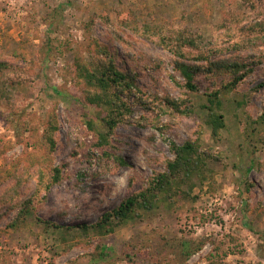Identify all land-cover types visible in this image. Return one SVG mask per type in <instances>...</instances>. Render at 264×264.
Returning <instances> with one entry per match:
<instances>
[{
    "label": "rangeland",
    "instance_id": "374dc122",
    "mask_svg": "<svg viewBox=\"0 0 264 264\" xmlns=\"http://www.w3.org/2000/svg\"><path fill=\"white\" fill-rule=\"evenodd\" d=\"M123 9L150 11L157 20L183 17L207 33L230 14L241 25L264 20V0H0V57L24 67H16L24 79L13 84L8 101L0 105V264H264V122L255 121L264 112V46L258 49L256 70L236 90L221 94L226 126L215 143L200 107L206 83L196 77L198 90L189 91L173 68L171 52L118 26ZM91 38L129 53L135 67L148 68L139 76L146 94L125 98L132 112L115 131V154L126 164L112 163L94 176L78 175L88 166L84 156L93 139L86 118L94 117L99 129L102 125L94 107L81 102L72 66L75 56L87 57ZM222 47L211 58L256 51ZM167 91L192 102L193 113L167 111ZM51 118L58 122L52 151L44 140ZM196 138L219 159L209 161L208 178L189 197L141 210L104 237L61 240L60 229L51 223L95 221L164 168L174 157L170 142ZM45 161L65 164L64 179L38 197L32 216L11 226L17 208H4L14 182L6 175L22 174V189L31 194L36 170ZM99 243L110 253L96 262L91 254ZM128 250L133 261L126 258ZM185 251L194 253L187 257Z\"/></svg>",
    "mask_w": 264,
    "mask_h": 264
},
{
    "label": "trees",
    "instance_id": "16d2710c",
    "mask_svg": "<svg viewBox=\"0 0 264 264\" xmlns=\"http://www.w3.org/2000/svg\"><path fill=\"white\" fill-rule=\"evenodd\" d=\"M117 19L118 26L122 29L146 39H154L171 52L173 68L183 76V85L189 91L198 90L196 77L206 83L200 104L203 121L210 129L212 140L219 143L222 130L226 126L224 114L221 112L223 105L221 94L236 90L238 85L256 70L257 64L260 63L258 51L261 45L264 46V20L249 21L241 25L235 20L234 15L230 14L224 22L212 25L210 32L207 33L203 28L192 27L183 17L157 20L152 12L145 10L123 9L118 11ZM226 43L233 48L246 46L250 51H256L253 54L250 52L247 56L211 58L222 51L224 49L222 46ZM87 53V57L77 55L74 58L73 82L80 92L81 102L94 107L95 117L101 123L102 129L97 127L94 117L86 118V131L92 133L93 139L89 152L84 156L88 166L84 171H79L78 175L94 176L102 170L110 169L112 163L117 166L126 164L122 157L115 154L118 148L115 144V131L121 123L128 120L132 112L130 102L125 98L132 96L141 99L140 97L146 94L143 90L146 86L140 84L139 76L143 69L148 68L146 64L143 68L135 67L134 59L129 53H118L117 49L101 43L96 38H91L88 42ZM127 61L133 66L127 67ZM16 67L24 70L23 66H15L12 61L0 57V105L5 99V102L8 101L13 84L24 79L21 72H16ZM154 98L157 99L158 96L155 95ZM163 103L167 111L178 116L188 117L193 113L192 102L169 96L168 91L163 96ZM157 106L160 110L163 109L162 106ZM255 121L264 122V112ZM57 128L58 122L54 118H51L45 127L44 140L51 151L56 145L54 133ZM170 150L174 157L166 160L162 170L154 172L140 190L101 212L95 221L71 225L51 223L55 229H60L61 240L67 242L71 238L79 240L92 235L104 237L112 233L117 226L138 216L141 210L155 209L173 197H189L193 187L208 178L211 172L209 161L219 159L210 148L202 149L197 138L186 140L182 144L172 141ZM252 166L253 163L247 170ZM64 169L65 164L62 167L47 165L46 161L40 163L31 194L22 189L24 185L22 174L6 175L14 182L6 190L4 208L6 210L17 208L11 226H17L23 217L32 216L38 197L47 193L53 185L62 182L65 177ZM24 193L27 195L22 196ZM44 198L43 195L41 200ZM35 218L40 223L48 225L46 221ZM127 247L130 246L127 244ZM96 250L94 256L91 254V259L96 262L109 256L110 252L104 244L96 245ZM129 251L125 254L126 258L133 261L134 258ZM194 251H185V256L192 255Z\"/></svg>",
    "mask_w": 264,
    "mask_h": 264
}]
</instances>
